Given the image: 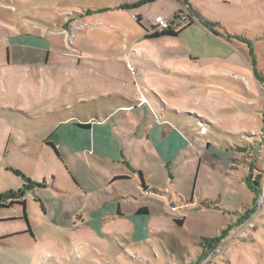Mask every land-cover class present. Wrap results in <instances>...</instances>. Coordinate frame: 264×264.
Here are the masks:
<instances>
[{
	"label": "rangeland",
	"instance_id": "374dc122",
	"mask_svg": "<svg viewBox=\"0 0 264 264\" xmlns=\"http://www.w3.org/2000/svg\"><path fill=\"white\" fill-rule=\"evenodd\" d=\"M18 1L0 0V37L34 28L43 35L65 33L67 49L54 50L55 65L50 66L71 80L58 98L46 86L29 99L12 93L9 79L0 78L7 83L0 84V196L22 192L19 198L0 200L15 202L0 207V232H14L8 245L20 246L32 264H72L75 258L94 264H264V0H191L199 18L176 36L159 37H145L151 22L139 24L123 7L94 14L91 0ZM145 9L166 13L173 6L164 0L139 10L145 14ZM5 56L0 43V64ZM112 98L134 104L146 100L158 121L173 124L185 138L187 145L178 155L194 152L206 165L197 186L195 172L187 181L185 162L178 161V155L156 169L157 189L167 193L174 186L181 198L172 196L166 212L182 222L167 221L159 232L149 227V247L130 245L128 254L117 246L126 244L117 230L98 237L102 240L96 253V239L84 237L86 243L79 244L78 232L59 231L54 220L44 218L41 198L50 206L61 204L62 198L44 193L42 186H27L25 179L50 125L19 133L2 114V107L47 111L62 108L64 100L87 101L91 107L93 101L101 104ZM109 108L116 110L111 103ZM140 109L128 112L135 125ZM76 111L80 115L89 110ZM68 122L62 129L71 143L65 127L72 128L73 122ZM143 176L145 181L153 179ZM27 224L32 234L23 231Z\"/></svg>",
	"mask_w": 264,
	"mask_h": 264
},
{
	"label": "crops",
	"instance_id": "0c3cea01",
	"mask_svg": "<svg viewBox=\"0 0 264 264\" xmlns=\"http://www.w3.org/2000/svg\"><path fill=\"white\" fill-rule=\"evenodd\" d=\"M160 1L164 0H91L95 3V8L91 11H94V14H103L123 7L133 14H142L139 10L141 7ZM168 1L173 6L170 12L164 13L163 9H157L153 14L149 9H145L144 12L152 16L162 15L170 18L177 13L179 6H182L191 10L196 16L194 20L199 18L191 0ZM9 2L16 4L19 1ZM90 15L89 13L86 16ZM192 24L179 28V32ZM62 30L60 32H63ZM42 32V29L34 28L26 32H9L6 39L0 37L6 54L5 62L0 64V78L5 76L9 79L8 87L12 93L25 94L29 99L41 95L46 86L48 90H52L54 99L58 98L62 94L63 86L71 80L62 77L57 68L50 66L55 65L54 50L67 49L65 33H62L63 37H59L50 32L43 35ZM79 35L77 34L76 38ZM43 37L52 41V44H45ZM70 57L72 62H78V58L74 59L72 55ZM39 72L44 75L42 78ZM45 72L50 79L48 81ZM72 82L75 83L74 80ZM0 84L7 83L0 79ZM69 103L70 100L68 102L64 100L60 109L32 112L24 110L23 107H2L5 120H8L10 127L16 128L19 133L31 132L36 128L44 129L50 125V131L45 133V138L40 141L39 152L33 163L28 164L27 171L30 181L43 184L44 193L48 192L62 198L61 204L50 206L40 197L44 203L42 208L44 218L54 220L59 231L71 229L70 231L78 232L79 244L86 243L84 237L97 240L98 237H103L102 233L117 230L123 234V240L127 245H118L111 239L109 243L117 244L122 253L128 254L126 250L130 245L141 243L149 247L146 243V229L156 228L155 231L159 232L167 221L171 222L173 219L182 222L180 217L172 218L166 212L169 203H172L169 202L173 200L172 196L179 197L177 192L173 191L174 186L170 187V192L160 191L157 189L158 181L154 176L157 175L156 169L166 167L167 162H171L172 158L180 153L177 151L186 147L185 138L174 129L173 124L158 121L150 106L144 103L136 101L137 106H133L134 103L124 98L119 102L113 98L107 99L101 104L93 101L91 107L87 101ZM110 103L115 105L116 110L108 109ZM80 107L89 111L79 115L76 110ZM138 109L141 115L137 117L138 123L135 125L130 121L128 112ZM117 117H120L119 122L114 120ZM68 121L73 123L72 128L65 127L66 131L72 142L76 140V143L68 142L63 134L62 126H67ZM147 158L154 162L146 163L144 160ZM177 158L178 161L185 162L184 172L187 174V181L188 175L195 172L193 183L195 186L199 185L200 171L203 172L206 167L200 162L199 156L191 152L189 155H178ZM60 163L64 171H61ZM144 174L151 175L153 179L143 180ZM161 182L163 185L166 183ZM64 193L66 200L63 197ZM24 209L22 219L26 223ZM22 229L31 233L28 224L27 228ZM13 234L14 232L10 231L0 232V264H32L31 258H27L19 249L20 246L8 245L7 238ZM100 240L102 239L95 241L92 246L96 253ZM83 261L85 264H94L92 260L86 258L80 261L75 258L72 264H84ZM113 264L121 262L115 260Z\"/></svg>",
	"mask_w": 264,
	"mask_h": 264
},
{
	"label": "built area",
	"instance_id": "2783aa9c",
	"mask_svg": "<svg viewBox=\"0 0 264 264\" xmlns=\"http://www.w3.org/2000/svg\"><path fill=\"white\" fill-rule=\"evenodd\" d=\"M178 11L181 14H179ZM178 11L170 18H166L162 15L151 16L148 12H145V14H133L132 17L134 20L143 21L144 19H147L150 21L151 24L147 29V32H161L166 30L175 31L185 26L187 23L193 22L195 17L188 7L179 6ZM129 68L131 69V67Z\"/></svg>",
	"mask_w": 264,
	"mask_h": 264
},
{
	"label": "trees",
	"instance_id": "16d2710c",
	"mask_svg": "<svg viewBox=\"0 0 264 264\" xmlns=\"http://www.w3.org/2000/svg\"><path fill=\"white\" fill-rule=\"evenodd\" d=\"M122 8V7H121ZM101 10V9H100ZM100 10H97V11H100ZM87 13L86 14H89L88 13V11H86ZM92 12V11H91ZM94 12V11H93ZM135 21H137L139 24L141 23V21L140 20H135ZM191 23H193V22H189V23H187L186 25H189V24H191ZM184 27V26H183ZM182 27V28H183ZM179 32V30H166V31H161V32H147L146 31V33L144 34V36L145 37H159V36H163V35H169V36H173V35H176L177 33ZM147 103V101L145 100V102H144V104H146ZM83 126H85V125H83ZM203 128H201V130H202ZM25 182H26V184H27V186H29V185H39V186H43V184L41 183V184H37V183H35V182H32V181H30L28 178H26L25 179ZM20 196H22V192L21 191H17V192H6L4 195H2V196H0V200H9V198H19ZM13 203H15L14 201H9V202H7L6 203V201L5 202H1V204H0V207H6L7 205H11V204H13ZM16 203H19V204H22V205H24V201L23 200H17L16 201ZM176 222L177 223H181L180 222V220H176Z\"/></svg>",
	"mask_w": 264,
	"mask_h": 264
}]
</instances>
